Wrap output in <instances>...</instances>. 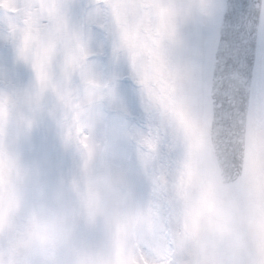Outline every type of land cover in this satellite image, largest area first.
<instances>
[{"label":"snow or ice","instance_id":"6c2138e0","mask_svg":"<svg viewBox=\"0 0 264 264\" xmlns=\"http://www.w3.org/2000/svg\"><path fill=\"white\" fill-rule=\"evenodd\" d=\"M264 264V0H0V264Z\"/></svg>","mask_w":264,"mask_h":264},{"label":"rangeland","instance_id":"374dc122","mask_svg":"<svg viewBox=\"0 0 264 264\" xmlns=\"http://www.w3.org/2000/svg\"><path fill=\"white\" fill-rule=\"evenodd\" d=\"M122 264H127V261H122ZM132 264H135V261H133Z\"/></svg>","mask_w":264,"mask_h":264}]
</instances>
